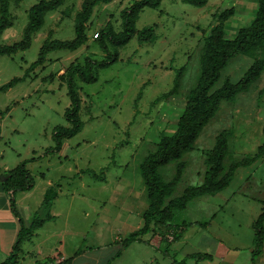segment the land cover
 I'll return each mask as SVG.
<instances>
[{
  "label": "rangeland",
  "instance_id": "1",
  "mask_svg": "<svg viewBox=\"0 0 264 264\" xmlns=\"http://www.w3.org/2000/svg\"><path fill=\"white\" fill-rule=\"evenodd\" d=\"M38 1L10 2L13 24L0 34V44L21 39L27 11ZM133 1L112 0L95 6L83 46L75 51L50 52L44 67L30 73L31 78L0 91V170L12 169L27 160L26 167L35 178L34 195L23 211V214L30 213L27 224L37 210L43 191L60 184V193L52 208L57 215L56 231L62 235L42 239L40 250L34 247V239L26 242L22 247L24 261L20 264H35V261L55 264L53 258L39 260V256L52 254V247L59 241L62 245L59 248L70 256L78 249L82 252L94 248V253L77 258L74 264H104L118 247L115 240L141 225V214L148 200L139 164L155 150L162 135H171L176 129L187 94L198 80L203 38L214 25L215 15L234 7L233 16L225 22L226 37L232 38L240 27L252 21L257 9V0H208L202 7L181 0H162L158 8H144L136 21V29L153 25L154 40L141 42L135 35L118 49L114 63L99 70L97 81L78 82L83 127L64 140L60 151L46 153L54 145L53 127L68 125L64 113L70 102L59 75L71 62L81 61L87 55L95 60L103 59L105 53L93 40L95 33L107 22L119 29V12ZM81 2L66 0L57 10L47 13L27 50L0 56V86L24 74L36 60L46 38L70 40L74 37V17ZM252 61L242 54L232 57L212 90L226 80L237 82ZM180 67L184 70L178 92L157 100L172 87ZM263 127L264 71L248 91L220 104L191 151L159 168L161 179L170 181L177 164L184 163L180 179L166 202L180 196L186 187L203 182L207 153L220 131H231L224 159L227 167L256 153L264 140ZM87 169L103 170L108 183L94 179ZM40 173L45 174L44 179L39 178ZM262 201L264 157L249 166L238 167L222 191L194 198L184 210L177 212L174 223L186 224L181 234L172 226L161 227L148 244L131 243L113 264H264V242L261 250L253 253V223L261 211ZM148 238L150 235L144 237ZM223 248L238 254L234 257L215 254ZM37 251L41 255L35 258ZM194 253H206L210 257H189Z\"/></svg>",
  "mask_w": 264,
  "mask_h": 264
},
{
  "label": "trees",
  "instance_id": "2",
  "mask_svg": "<svg viewBox=\"0 0 264 264\" xmlns=\"http://www.w3.org/2000/svg\"><path fill=\"white\" fill-rule=\"evenodd\" d=\"M0 0V34L13 24L10 14V2ZM19 3L22 0H13ZM66 0H39L29 7L27 22L23 28L21 39L11 44H0V56H12L19 51L27 50L32 43L34 34L43 26L47 13L57 10ZM112 0H82L79 11L74 17V37L70 40L46 38L37 55V58L24 71L21 77H14L4 85L0 91H6L16 83L30 77L38 67H44L47 55L58 50L75 51L87 42V24L92 16L95 6L106 4ZM162 0H134L119 12L120 27L116 29L111 22H107L94 35L93 40L105 53L101 60H95L89 55L81 61L74 60L66 70L59 75V80L66 85V94L69 107L65 110L64 117L68 125H56L52 129L54 145L45 152L60 151L65 139L79 133L83 127L80 118L81 108V83H93L98 79L99 70L108 67L118 59V49L125 46L135 35L141 42L154 40V26H146L141 30L136 29V21L144 8H158ZM196 7L206 5L208 0H181ZM234 14V7L221 10L215 15V23L209 33L203 38V48L200 54V74L195 86L188 92L187 99L181 115L178 118L176 129L171 135H162L153 152L143 158L139 164L148 200L147 208L142 212V226L130 232L124 238L115 240L118 247L104 264H112L122 252L133 242L149 243L157 230L169 226L176 228L181 234L185 229L184 222L175 224L177 212L186 208L192 199L214 195L225 189L231 182L238 167H246L256 160L264 157V140L253 155H247L237 161L231 162L227 167L224 159L228 154V137L230 129L220 131L214 141L213 147L207 153V170L203 182L199 185L186 187L182 194L166 202L180 179L184 163L179 162L172 180L163 181L159 168L171 161L179 160L184 153L193 149L194 142L219 110L223 101H233L237 94L246 92L256 82L264 71V0H257V9L252 21L240 27L235 36L226 37L225 22ZM111 48V50H110ZM242 54L252 58V63L243 76L235 83L226 80L219 88L212 90L220 77L221 70L235 55ZM184 67L175 72L172 87L161 94L158 99L167 98L178 92ZM31 78V77H30ZM264 137V127L262 129ZM30 160H34L31 158ZM29 160V161H30ZM27 160H22L12 169L0 170V191L9 196V208L17 220L18 230L11 250L2 264H17L22 246L32 240L37 229L53 218L51 213L53 203L58 196L60 184L56 183L45 189L39 207L31 216L29 224L24 222L16 205V195L19 192L30 191L35 186V178L26 167ZM103 170L95 172L87 169L94 179L104 181ZM42 176V174H41ZM264 201L261 211L253 223L254 245L257 253L264 242ZM183 226V228H182ZM179 234V235H180ZM150 235V238L144 239ZM179 235L177 238H179ZM81 249L76 251L80 253ZM191 258L205 259L210 255L206 253L190 254ZM69 261V259L67 260ZM183 262V261H182Z\"/></svg>",
  "mask_w": 264,
  "mask_h": 264
},
{
  "label": "crops",
  "instance_id": "3",
  "mask_svg": "<svg viewBox=\"0 0 264 264\" xmlns=\"http://www.w3.org/2000/svg\"><path fill=\"white\" fill-rule=\"evenodd\" d=\"M27 169L30 171L29 168H27ZM41 174H42V176H41ZM39 178L40 179H44L45 178V174L44 173H40L39 174ZM47 182H48V185L49 184L51 185V183H52L50 181H47ZM103 183H105V184L108 183V178L106 176H105V181ZM44 191H43V193H44ZM59 193H60V189H59ZM19 195H22L21 198H19ZM33 195H34V188L31 189L30 191L19 192L16 195V205H17V208H18L20 214L22 215L25 223H26V221H28L30 213L23 214V211L27 208L26 207L27 203L31 202L29 200L32 198ZM42 196H43V194H42ZM57 199H58V196L55 199L52 207H55ZM41 200H42V197L40 198L39 203L37 204L36 208L39 207ZM33 208L34 207H32V209ZM51 213L53 215V218L50 221L44 223L42 227L37 229L35 234H34V236H33V238H32V239H34V241H36V243L34 244V247H38L37 250H40L39 246L41 245L40 241L42 242V239L46 240V239H51L52 237L53 238L60 237L62 235L61 232H59L58 230L56 231V217L55 216H57V215H55L54 208H52ZM65 224L67 225V223H65ZM141 226H142V222H141V225L138 228H140ZM138 228H136V229H138ZM17 230H18L17 220L12 215V213L10 211V208H9V196L7 194H5L4 192L0 191V255H2V257L0 256V264L3 263L4 259L9 254V252L11 250V247H12V244H13V242L15 240ZM118 239H120V238H118ZM24 244H23V246H24ZM59 247H62L60 241H59V243H57V245L55 243V245L52 247L53 250H54L52 254H45V255H42L40 257L39 256V255H41L39 253L40 251H37V253L35 255H33V256H35V258L39 256V260L41 258H43V257H46V258L51 257V258H53L55 264H74V261H77L76 260L77 258L87 257L86 254L94 253L93 251H95L94 248H87L84 251L76 254V251H77L76 250L73 253V255L71 254L72 256H70V255H67V254L63 253L62 250ZM56 248H58V249H56ZM21 254H22V251L20 253L19 260H18L17 264H20L21 261H24L23 260L24 256H23V254L22 255ZM215 254H217L218 256L219 255H224V256L234 257V254H238V253H229V249L228 248H223V251H217ZM109 257H110V255L108 256V258ZM118 258H116V259H118ZM68 259H69V261H67ZM116 259H114L112 261V264L114 263V261ZM36 260H38V259H36ZM58 260H61V262H58ZM35 264H36V261H35Z\"/></svg>",
  "mask_w": 264,
  "mask_h": 264
},
{
  "label": "built area",
  "instance_id": "4",
  "mask_svg": "<svg viewBox=\"0 0 264 264\" xmlns=\"http://www.w3.org/2000/svg\"><path fill=\"white\" fill-rule=\"evenodd\" d=\"M58 262H61V260H58Z\"/></svg>",
  "mask_w": 264,
  "mask_h": 264
}]
</instances>
